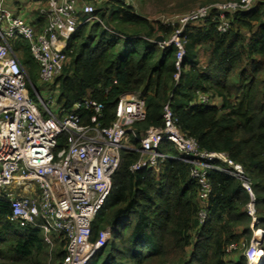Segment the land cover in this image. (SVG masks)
Masks as SVG:
<instances>
[{
  "label": "trees",
  "instance_id": "16d2710c",
  "mask_svg": "<svg viewBox=\"0 0 264 264\" xmlns=\"http://www.w3.org/2000/svg\"><path fill=\"white\" fill-rule=\"evenodd\" d=\"M107 4L96 10L102 22L82 24L69 39L67 61L55 80L57 104L71 111L77 102L98 100L109 124L119 98L140 92L147 105L140 128L157 129L170 103L181 130L201 148L225 152L243 165L253 182L255 227L264 230V2L230 15L225 33L211 18L187 24L179 67L175 45L159 46L175 27L151 21L131 4ZM14 45L23 49L21 63L30 69L31 81L38 78L39 66L26 44ZM200 93L214 103H200ZM161 151L170 157L157 169L141 171L130 169L138 154L123 152L112 190L92 222L93 242L105 229L111 238L87 264H247L244 254L232 261L228 252L252 236L250 197L241 181L225 171H208V218L200 223L193 165L180 159L171 142H163ZM11 214L10 202L0 200V264H47L43 231L11 221ZM57 240L52 264L65 254V241Z\"/></svg>",
  "mask_w": 264,
  "mask_h": 264
},
{
  "label": "built area",
  "instance_id": "2783aa9c",
  "mask_svg": "<svg viewBox=\"0 0 264 264\" xmlns=\"http://www.w3.org/2000/svg\"><path fill=\"white\" fill-rule=\"evenodd\" d=\"M45 1L46 5L39 9V17L44 20L42 26L12 14L0 1V200L10 202V220L43 231L50 251L47 264H52V251L61 237L65 241V254L58 264H87L111 238L109 229H105L93 242L92 222L112 190L123 152L138 154L130 167L132 171L157 169L170 157L161 151L162 143L168 141L180 159L193 165L191 177L198 183L200 223L208 218L211 192L208 171H225L241 181L250 197L246 213L251 218L252 231L250 244L241 243L245 246L243 254L247 264H264V248L259 242L264 230L255 227L258 217L251 178L243 165L227 153L207 151L196 138L184 133L170 103L164 105V125L157 129L140 128L147 119L146 101L140 92L119 98L109 124L105 123V104L98 100L77 102L71 111L57 104L60 85L55 80L67 61L65 50L74 32L82 24L102 22L96 10L104 4L130 5L136 0ZM263 2L228 0L203 5L186 14L163 15L158 21L175 27V33L159 46L175 45L179 67L184 56L181 35L187 24H199L211 18L218 31L225 33L231 28L230 15ZM16 42L28 44L39 66V88L21 63L23 49L17 48ZM178 78L176 73L175 79ZM29 84L41 109L31 95ZM44 90L48 91L47 98L42 95ZM198 101L214 103L203 93ZM234 247L235 244L229 246L228 252ZM256 253L262 254L258 257Z\"/></svg>",
  "mask_w": 264,
  "mask_h": 264
},
{
  "label": "rangeland",
  "instance_id": "374dc122",
  "mask_svg": "<svg viewBox=\"0 0 264 264\" xmlns=\"http://www.w3.org/2000/svg\"><path fill=\"white\" fill-rule=\"evenodd\" d=\"M40 1H41V7L46 5L45 0H40ZM224 1H228V0H138V1H135L131 5L134 7V10L136 13L146 16L147 18H149L151 21L154 22L163 15L173 16V15L186 14L200 6L211 4L214 2H224ZM105 6L106 5H104L103 7L105 8ZM107 6L108 8H111L112 4L109 3L107 4ZM98 17L100 18L99 14H98ZM25 44H26V47H28V44L27 43ZM21 56H23L22 53H21ZM26 69L28 70V73H30L29 72L30 69L28 67H26ZM32 83L36 85L37 88L40 87L38 78H34ZM29 87H30L31 95L35 97L36 103L38 104L39 109H41L42 105L40 101L38 100L37 95L32 88V85L29 84ZM57 93L58 92H56V95ZM42 95L44 96V98H47L49 95L48 91L46 90L42 91ZM215 102L218 104L220 102V99H216ZM243 242L246 245L247 243L249 245L251 241L250 240L245 241L243 239ZM259 242L262 246L264 242V233L260 237ZM262 248L264 247L262 246ZM244 249H245V246L243 245L237 246V244H235L233 252H231L233 253L232 258H234V260L232 261H237L240 255L243 254Z\"/></svg>",
  "mask_w": 264,
  "mask_h": 264
},
{
  "label": "crops",
  "instance_id": "0c3cea01",
  "mask_svg": "<svg viewBox=\"0 0 264 264\" xmlns=\"http://www.w3.org/2000/svg\"><path fill=\"white\" fill-rule=\"evenodd\" d=\"M3 8L12 14L22 16L26 21L42 26L44 20L39 17L40 0H0Z\"/></svg>",
  "mask_w": 264,
  "mask_h": 264
},
{
  "label": "bare ground",
  "instance_id": "6f19581e",
  "mask_svg": "<svg viewBox=\"0 0 264 264\" xmlns=\"http://www.w3.org/2000/svg\"><path fill=\"white\" fill-rule=\"evenodd\" d=\"M219 163H220V161H215V164H219ZM261 254H262V253H256V255H258V257L261 256ZM259 261H260V260H258L257 262H259ZM258 264H259V263H258Z\"/></svg>",
  "mask_w": 264,
  "mask_h": 264
},
{
  "label": "clouds",
  "instance_id": "9594fccd",
  "mask_svg": "<svg viewBox=\"0 0 264 264\" xmlns=\"http://www.w3.org/2000/svg\"><path fill=\"white\" fill-rule=\"evenodd\" d=\"M245 258V257H244Z\"/></svg>",
  "mask_w": 264,
  "mask_h": 264
}]
</instances>
